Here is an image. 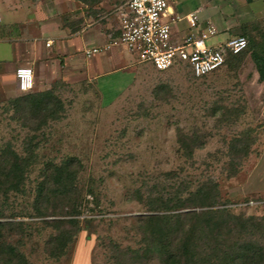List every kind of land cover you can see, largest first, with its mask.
Wrapping results in <instances>:
<instances>
[{
	"label": "rangeland",
	"instance_id": "rangeland-1",
	"mask_svg": "<svg viewBox=\"0 0 264 264\" xmlns=\"http://www.w3.org/2000/svg\"><path fill=\"white\" fill-rule=\"evenodd\" d=\"M0 2L55 18L66 40L94 30L108 38L117 23V0ZM205 5L208 13L200 11L199 17L215 25L221 34L216 41L246 36L264 57V0L259 11L246 0ZM114 50L127 66L98 82L81 70L94 57L76 50L81 66L61 62L49 90L36 93H46L44 104L0 82L3 241L31 264H160L157 256L143 253V218L211 211L224 224L223 235L219 243L197 242L198 251L207 247L214 256L216 247L225 250L237 242L264 250V193L247 191L264 147V82L250 49L239 62L205 78L182 67L159 72L124 48ZM15 154L29 161L24 195L9 191L4 178ZM68 158L76 160L75 192L60 198L49 185L36 202L38 183L53 173L49 164ZM199 188L207 191L205 204L193 197ZM160 198L184 209L151 211ZM69 220L77 222L74 240L64 255L53 257L48 241L69 229Z\"/></svg>",
	"mask_w": 264,
	"mask_h": 264
},
{
	"label": "trees",
	"instance_id": "trees-1",
	"mask_svg": "<svg viewBox=\"0 0 264 264\" xmlns=\"http://www.w3.org/2000/svg\"><path fill=\"white\" fill-rule=\"evenodd\" d=\"M242 37L245 38L246 36ZM253 46L252 40L247 38L246 49L236 55L229 54L221 68L239 62L244 57V53L250 49V56L256 67L259 78L264 82V57L255 51ZM205 77L207 76L201 78ZM44 94L46 93L35 94L32 95V97L30 96V98L35 100V102L39 101L44 104L46 98ZM75 163L76 160L74 158H68L59 164H49L53 167V173L50 174V176H45V180H41L38 183L35 201L37 202L43 199L47 186L49 185L53 186L51 193L60 198H64L75 192L74 181L76 180V172L71 169ZM28 167L29 161H26L25 158L16 154L13 155L12 165L8 173L4 175L5 180L9 181L7 186L9 191L14 194L24 195V182L26 178L24 170ZM193 197L200 201L201 204H205L204 202L209 198L207 196V191L202 188L195 190L193 192ZM162 200L163 199L160 198L156 203L157 207L152 208L151 211L170 210L172 208L171 203ZM170 204L171 206H168ZM184 206L185 204H181L173 208H176V210L184 209ZM216 212L217 211H215V213ZM213 214L214 213L211 211L201 213L188 211L167 215L152 214L144 217L143 235L145 238V248L143 249V253L149 256H157L160 264H260L264 262L263 248L246 242L242 244L238 242L234 243L229 249L225 250L216 247V249L212 251L216 253L214 256L211 255L210 251H206L207 247L198 251L197 242L199 244L203 241L212 243L221 241L220 237L223 235L222 229L224 224L220 221H215L212 218ZM225 215L231 218L229 213ZM184 220H188L189 223H184ZM53 223H61V221L58 220ZM67 223L69 224V229L63 228L59 230L58 233L48 241V246L50 247V252H52L53 257L64 255L66 249L74 240L78 230L77 222L69 220ZM2 228L3 224H0V231ZM222 247H224L223 244ZM0 264H31L25 255L18 251L16 247L3 241L1 232Z\"/></svg>",
	"mask_w": 264,
	"mask_h": 264
},
{
	"label": "built area",
	"instance_id": "built-area-1",
	"mask_svg": "<svg viewBox=\"0 0 264 264\" xmlns=\"http://www.w3.org/2000/svg\"><path fill=\"white\" fill-rule=\"evenodd\" d=\"M199 12L182 16L172 9L170 0H117L114 33L102 46L85 49L84 55L90 58L112 48H124L138 63L156 71L181 66L195 78L208 76L224 65L229 54L243 52L247 40L239 36L216 41L217 28L201 20ZM33 76L32 68H17V89L22 93L32 90Z\"/></svg>",
	"mask_w": 264,
	"mask_h": 264
},
{
	"label": "crops",
	"instance_id": "crops-1",
	"mask_svg": "<svg viewBox=\"0 0 264 264\" xmlns=\"http://www.w3.org/2000/svg\"><path fill=\"white\" fill-rule=\"evenodd\" d=\"M206 1L170 0V5L175 12L183 16L195 10L208 13ZM246 2L253 10H261L262 0H246ZM0 11V82L8 84L11 88L14 87L16 92L23 95L49 90L51 79H54L61 62L66 68L75 67V65L79 67L81 65L76 59L78 57L75 55L76 50H82L85 57V49L102 46L108 39L103 32L94 30V32L79 33L77 37L66 40L64 39L66 38L65 33L59 30L55 18L48 17L44 12L38 14L37 11L29 9L7 8L2 5V2H0ZM111 31L114 33L115 29ZM219 35L221 34L218 33ZM117 53L112 48L95 54L92 56L94 57L93 61L82 65L81 70L85 76L90 77V74H93L94 79L98 82L99 77L116 70L115 67L127 66V62L120 61ZM20 67H30L33 70V89L26 93L20 92L16 86L15 70ZM100 72L106 73L100 74ZM96 73L98 76L95 77ZM64 80L67 82L66 78ZM263 151L264 147L249 173L247 179V191L249 193H264Z\"/></svg>",
	"mask_w": 264,
	"mask_h": 264
}]
</instances>
